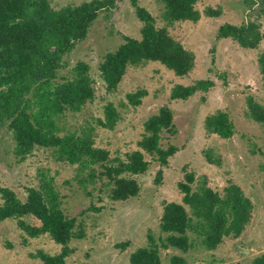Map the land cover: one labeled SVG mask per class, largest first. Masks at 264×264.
<instances>
[{"label": "rangeland", "instance_id": "obj_1", "mask_svg": "<svg viewBox=\"0 0 264 264\" xmlns=\"http://www.w3.org/2000/svg\"><path fill=\"white\" fill-rule=\"evenodd\" d=\"M89 0H50L58 9ZM147 9L162 27V5L157 0H136ZM258 0H198L196 7L204 12L207 7L221 8L217 17L203 15L200 20L180 21L169 26L170 33L196 55L194 69L178 76L158 61L129 66L115 91L108 92L100 76L99 65L108 52L124 43V36L141 37L142 22L137 17L132 0H116L112 8L100 12L90 27L88 36L65 56L63 75L79 61L90 65L96 97L81 111L62 118L67 131L81 133L90 130L95 144L110 151L111 157L126 158L138 149L144 123L159 109L168 105L174 114L176 133H163L161 145H174L179 150L162 167V181L156 183L160 162L146 154L149 169L135 178L141 186L137 196L124 201L112 200L109 187L100 179L81 183L77 166L59 161L52 149L38 148L26 159L14 154L11 132L0 133V187H7L25 200L29 187H37L42 173L54 178L61 198L62 209L77 219L76 230L84 231L83 238H73L68 264H131V255L149 244V234L160 244L168 236L160 229L165 202L182 203L183 193L178 184L186 171L196 178L206 177L213 189L223 192L230 181L239 184L254 203L253 218L238 238L227 237L216 249L208 250L198 244L184 252L178 248H161L162 264H173L175 256L185 258L186 264H252L264 253V127L248 116L247 98L255 97L264 105V84L259 71L258 56L264 50V39L259 47L242 48L231 38H217L224 23L240 25L258 21L264 32V18H258ZM211 79L214 86L207 93L197 92L188 99H171L176 85H190L199 79ZM143 91L141 103L134 105L127 95ZM113 102L119 112L114 129L101 126L105 106ZM230 113L236 126L233 137L225 139L207 133L205 118L218 111ZM207 153L212 159L209 162ZM197 186V185H196ZM3 199L0 194V204ZM29 223L40 224L32 216ZM129 242L118 247L117 244ZM250 250L248 255L238 250ZM40 250L50 254L61 251V245L48 234L29 237L17 222L9 218L0 221V264H45L33 257Z\"/></svg>", "mask_w": 264, "mask_h": 264}, {"label": "trees", "instance_id": "obj_2", "mask_svg": "<svg viewBox=\"0 0 264 264\" xmlns=\"http://www.w3.org/2000/svg\"><path fill=\"white\" fill-rule=\"evenodd\" d=\"M162 5L165 25L157 26L156 19L147 9L132 0L137 17L142 22L141 37L124 36V43L108 52L99 65L106 90L115 91L129 66L158 61L178 76L189 74L195 67L196 55L169 31V26L180 21L196 22L203 15L217 17L221 8L207 7L200 11L198 0H157ZM253 1V0H252ZM258 18H264V0H258ZM116 0H89L77 5L54 8L50 0H0V133L7 128L14 140V154L26 159L38 148L52 149L59 161L77 166L81 183L100 179L115 201L137 196L141 186L136 175L145 173L150 162L146 154L157 159L161 168L156 183L162 181L169 158L179 148L161 145L163 133H176L174 114L164 105L144 123L138 149L128 152L126 158L111 157L106 148L95 144L90 130L81 133L67 131L62 118L68 113L81 111L96 97L90 65L79 61L70 75L61 71L66 67L65 56L89 33L101 11L112 8ZM217 38H231L242 48L259 47L264 32L258 21L240 25L224 23ZM259 71L264 84V50L258 56ZM214 81L199 79L190 85L179 84L172 88L171 99H188L197 92L207 93ZM143 91L127 95L134 105L141 103ZM248 116L264 127V105L249 95ZM119 112L113 102L105 106L101 126L114 129ZM207 133L221 138H231L236 126L230 113L218 110L205 118ZM209 162L211 153H207ZM197 185V186H196ZM178 187L183 193L182 203L165 202L160 219V229L168 236L157 243L149 234V244L137 249L130 257L131 264H162L161 248H178L184 252L199 244L208 250L218 248L225 238H238L253 218L254 203L243 188L230 181L223 192L213 189L206 177L196 178L186 171ZM3 202L0 204V221L17 219L19 227L29 237L48 234L61 245V251L50 254L40 250L33 257L45 264H68L73 253L70 242L83 238L84 231L76 230L77 219L69 217L62 209L61 198L54 178L42 173L37 187H29L25 200L7 187H0ZM34 217L40 224L29 223ZM129 242L117 244L125 248ZM173 264H186L185 258L175 256ZM252 264H264V253L256 256Z\"/></svg>", "mask_w": 264, "mask_h": 264}, {"label": "water", "instance_id": "obj_3", "mask_svg": "<svg viewBox=\"0 0 264 264\" xmlns=\"http://www.w3.org/2000/svg\"><path fill=\"white\" fill-rule=\"evenodd\" d=\"M239 254H246L248 255L250 253V250L249 249H246V248H241L238 250Z\"/></svg>", "mask_w": 264, "mask_h": 264}]
</instances>
